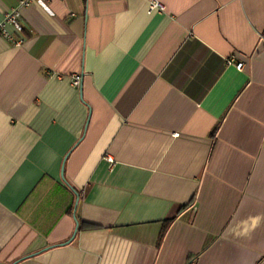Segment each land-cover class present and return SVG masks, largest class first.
Masks as SVG:
<instances>
[{
    "label": "crops",
    "instance_id": "1",
    "mask_svg": "<svg viewBox=\"0 0 264 264\" xmlns=\"http://www.w3.org/2000/svg\"><path fill=\"white\" fill-rule=\"evenodd\" d=\"M22 1L0 264H264V0Z\"/></svg>",
    "mask_w": 264,
    "mask_h": 264
},
{
    "label": "built area",
    "instance_id": "2",
    "mask_svg": "<svg viewBox=\"0 0 264 264\" xmlns=\"http://www.w3.org/2000/svg\"><path fill=\"white\" fill-rule=\"evenodd\" d=\"M30 2H32V0H23L22 1V5H28ZM164 11V7L158 2V1H152L150 2L149 5V10L148 13L151 15L153 13L156 12H163ZM7 20L9 23H11L14 28L16 29L17 32H22L23 31V25L22 23L19 21V15L18 13H12L9 12L7 14ZM0 32L8 39L12 40L10 34L7 32V30L5 29V24L4 23H0ZM227 64L229 66H235L237 70L242 71L244 68V63H236V61L234 60V58H231L229 60H227ZM81 81H82V77L80 74H75L72 76L71 79V84L73 87L75 88H79L81 86ZM109 163L113 164V160L108 158Z\"/></svg>",
    "mask_w": 264,
    "mask_h": 264
},
{
    "label": "water",
    "instance_id": "3",
    "mask_svg": "<svg viewBox=\"0 0 264 264\" xmlns=\"http://www.w3.org/2000/svg\"><path fill=\"white\" fill-rule=\"evenodd\" d=\"M68 157H69V156H68ZM68 157L65 159V162L67 161ZM62 178H63L64 182L66 183L64 173L62 174ZM77 196H78V195H77ZM78 203H79V196L77 197V200H76V203H75V208H74V218H75V221H76L77 226H76L75 232H74V234H73L71 240H70L68 243H70V242L73 241V239L76 237L77 232H78V229H79V223H78L77 218H76V216H75V213H76V211H77Z\"/></svg>",
    "mask_w": 264,
    "mask_h": 264
},
{
    "label": "trees",
    "instance_id": "4",
    "mask_svg": "<svg viewBox=\"0 0 264 264\" xmlns=\"http://www.w3.org/2000/svg\"><path fill=\"white\" fill-rule=\"evenodd\" d=\"M218 129H219V127H217V128L215 129V131H214L215 134H216V132L218 131ZM170 224H171V222H168V223H167V225H166L165 228H164L165 231H166V229L168 228V226H169ZM165 231H164V232H165Z\"/></svg>",
    "mask_w": 264,
    "mask_h": 264
}]
</instances>
